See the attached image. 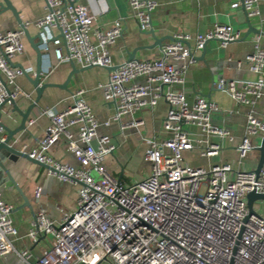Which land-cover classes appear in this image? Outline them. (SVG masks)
I'll return each instance as SVG.
<instances>
[{
    "label": "built area",
    "instance_id": "1",
    "mask_svg": "<svg viewBox=\"0 0 264 264\" xmlns=\"http://www.w3.org/2000/svg\"><path fill=\"white\" fill-rule=\"evenodd\" d=\"M45 1L47 12L35 23L44 57L53 53L58 64L74 62L81 68L114 66L110 47L123 37L122 19L114 20L107 30L94 28L106 12L93 14L87 6L66 0ZM262 3L234 0L232 8H244L254 19L261 16ZM129 4L139 30L150 31L158 1L130 0ZM24 35L23 30L0 32V105L9 97H29L16 79L33 70L11 64L25 51ZM241 39L240 30L223 23L205 34H176L161 49L159 59L126 61L109 72L106 83L99 84L105 100L114 104L113 120L122 132L144 125L143 120L122 123L123 116L153 110L160 101L168 104L162 126L165 137H141L147 145L145 159L151 164L150 174L141 181L125 184L107 171L105 161L119 145L110 135L100 133L110 123L99 122L84 98L85 90L72 94V104L62 111H45L51 125L37 147L23 151L49 165V175L80 186L77 206L60 221L50 219L44 210L36 215L29 237L37 242L42 235L51 236L52 241L32 263V252L14 245L18 237L11 217L14 208L4 200L0 186V257L16 255L21 264H264V199L253 201L252 208L248 199L253 192L264 196V164L259 174L244 165L261 147L264 121L252 112L247 116L245 135L235 148L238 164L244 165L240 169L228 162L196 166L186 157L197 153L212 159L222 154L224 140L235 141L229 129L212 123L219 106L201 96L190 103L183 88L196 53L208 42L217 40L225 48ZM243 62L256 79L223 78L216 88L238 104L254 106L264 98V35H257L254 51ZM141 78L144 83L137 82ZM5 137L0 126V142ZM60 139L66 140L79 167L49 155Z\"/></svg>",
    "mask_w": 264,
    "mask_h": 264
},
{
    "label": "crops",
    "instance_id": "2",
    "mask_svg": "<svg viewBox=\"0 0 264 264\" xmlns=\"http://www.w3.org/2000/svg\"><path fill=\"white\" fill-rule=\"evenodd\" d=\"M2 0H0L1 2ZM22 23L27 27L30 37L36 38L39 30L35 26L37 20L46 14L45 0H12ZM130 0H76V4L87 6L93 14L99 12L106 14L94 22V28L107 30L112 27L113 21L122 19L124 28L123 37L119 38L110 47L114 66H119L129 60L131 54L141 61H154L161 57V49L170 44L174 36L180 33H189L193 36L205 34L217 23L230 24L236 30L242 32L241 41L229 44L222 48L220 42L213 40L207 43L205 55L203 50L196 53V63L186 72V84L184 91L190 103L195 102L198 96L205 97L216 103L220 112L214 114L216 126L229 129L235 141L230 143L223 141L224 150L218 157L207 159L197 153L187 154V162L208 168L210 165L228 162L235 169L242 167L257 168L259 156L254 152L250 154L244 165H239L236 155V145L245 135L247 116L252 112L257 118L264 121V98L258 100L254 106L238 104L225 92L219 91L216 84L223 78L237 80H254L256 75L249 70L243 61L246 56L254 51L257 35L250 28L247 16L241 9H233L234 0H157L158 7L152 13V23L155 36L162 42L161 47L155 45V39L150 31L141 32L134 12L129 4ZM261 16L250 19L253 28L260 30L264 35V3L261 5ZM21 30L20 24L11 12L0 15V32ZM25 48L23 54L13 58L11 64L17 69H32L30 74L34 76L37 71V54L32 42L26 35L22 37ZM41 49V46H40ZM42 51V49H41ZM43 53V52H42ZM79 69L81 67L77 66ZM50 71V72H49ZM49 72L47 78L44 75ZM72 67L70 62L58 64L53 53L49 58L42 55V77L45 82L63 85L68 80ZM109 79V71L104 68L78 72L67 85L69 90L58 87L47 89L39 104L34 109L31 119L34 122L28 124L29 132H22L17 137L21 139L20 148L27 151L37 147L44 137L46 130L51 125L50 116L45 111H62L72 104L71 95L78 90H85V100L92 107L95 116L100 123L109 122L110 125L102 126L101 134L110 135L114 143L119 145L114 154L107 157L105 167L114 177L119 178L125 184L141 181L151 172V164L145 159L147 145L141 137L156 138L161 140L165 137L162 133L163 122L168 112V104L160 101L153 109L138 113L134 116L125 115L121 118L122 123L133 120H143L144 125L138 128H128L123 132L120 124L113 120L114 104L105 100L104 92L98 86L106 83ZM138 83H144L141 78ZM16 84L25 95L19 97L18 106L22 111L27 110L29 104L36 99V92L26 76H19ZM3 121L12 129L17 128L21 122L18 113L12 112V106L3 108ZM11 115L12 118H7ZM29 123V122H28ZM193 132L196 128L189 127ZM77 136V132H75ZM214 142H219L213 139ZM257 143L258 139L253 138ZM55 160L79 167L75 156L68 151L67 142L60 139L50 150ZM13 178L28 199L29 206H25L24 199L14 184L4 173H0V186L4 200L13 206L12 220L18 230V237L14 239V245L18 250H30L33 254L32 263H35L51 244L52 237L42 235L37 242L29 237V232L36 215L44 210L46 215L55 221H60L63 214L73 212L77 206L80 186L68 182H62L58 178L49 175V171L33 162L22 159L18 165L7 162ZM0 264H21L16 255L0 257Z\"/></svg>",
    "mask_w": 264,
    "mask_h": 264
},
{
    "label": "water",
    "instance_id": "3",
    "mask_svg": "<svg viewBox=\"0 0 264 264\" xmlns=\"http://www.w3.org/2000/svg\"><path fill=\"white\" fill-rule=\"evenodd\" d=\"M66 1L71 3V4H74L76 2V0H66ZM242 10L247 16V22H248L250 28L252 29V31H254L256 34H262V32H260V30L253 28L251 21H250V18L248 17L244 8H242ZM6 12H11L13 14V16L16 18L17 22L20 24L21 30L24 31V34L26 35V37H28L29 40L32 42L33 48L37 54V71H36V74L34 76H31L30 74H27V73L25 74V76L28 78V80L32 84L33 88L35 89L36 99L29 104L27 110H25V111H22L18 106L17 100L12 99L11 97H9L5 103L0 105V126L3 127V129L6 133L5 140L3 142H0V173L6 174L8 176V179L17 188V190L19 191V193L22 195V197L24 199V202H25L24 207H25V206H29L28 199L25 196V194L23 193L22 189L17 184L16 180L13 178L11 170L7 166V162H9L10 164H13V165H18L22 159H25V160H28L30 162H33V163L43 167V168H46L48 171H51L52 168L49 165L43 164V163H41L35 159H32L26 152H24L23 149L19 147V145L21 143V139L18 138L17 136L22 132H27V133L29 132L28 122L31 119L32 112L34 111V109L39 104L44 92L47 89H49L51 87H58V88H61L64 90H69L67 88V85L70 82L71 78L75 74H77L78 72L91 70L95 67H86V68L79 69L74 62H70L71 67H72V72L70 73L68 80L65 82V84L56 85V84H52L49 82H45V80H43V77H42V55H43V53L40 49V46L42 45L40 32L38 33V35L36 37L39 40V42H35V39L30 37V34H29L27 27L22 23V21L19 17V13L16 10L12 0H2L0 2V15L5 14ZM149 33H150V35H152L154 37L155 45L156 46L159 45L161 47L162 42L159 38H157L155 36V32H154L152 25H151V29H150ZM205 52H206V46L203 50L202 57L205 55ZM134 59H137L135 57V54H131L128 61H131ZM196 59L198 60L199 58L196 57ZM117 68H118V66H113V67H108V68H104V69L111 72V71H115ZM8 93L9 94L11 93V91L9 89H8ZM8 104L12 106V112L18 113L21 117V122H20L19 126L17 128H14V129H12L7 123H5L3 121L4 116H3L2 110ZM7 118H12V117H11V115H8ZM212 123H213V125L216 126V124L214 122V117H212ZM258 151L260 152V159H259L258 166L255 169L256 174H259L260 169L262 168V166L264 164V139L262 140L261 147L258 148ZM248 199H249V206H250V208H252L253 201H255L256 199H264V196L258 195L255 192H253V193H250L248 195Z\"/></svg>",
    "mask_w": 264,
    "mask_h": 264
},
{
    "label": "rangeland",
    "instance_id": "4",
    "mask_svg": "<svg viewBox=\"0 0 264 264\" xmlns=\"http://www.w3.org/2000/svg\"><path fill=\"white\" fill-rule=\"evenodd\" d=\"M254 154H255L256 157L259 156V153L257 151H254Z\"/></svg>",
    "mask_w": 264,
    "mask_h": 264
}]
</instances>
